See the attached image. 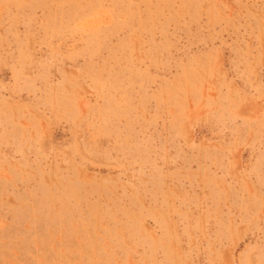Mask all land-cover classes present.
I'll return each mask as SVG.
<instances>
[{"label": "rangeland", "instance_id": "1", "mask_svg": "<svg viewBox=\"0 0 264 264\" xmlns=\"http://www.w3.org/2000/svg\"><path fill=\"white\" fill-rule=\"evenodd\" d=\"M0 264H264V0H0Z\"/></svg>", "mask_w": 264, "mask_h": 264}]
</instances>
